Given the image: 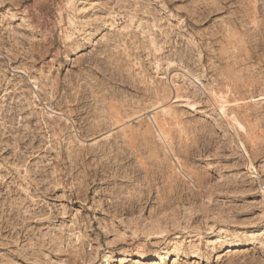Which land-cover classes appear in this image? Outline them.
Instances as JSON below:
<instances>
[{"label":"rangeland","instance_id":"1","mask_svg":"<svg viewBox=\"0 0 264 264\" xmlns=\"http://www.w3.org/2000/svg\"><path fill=\"white\" fill-rule=\"evenodd\" d=\"M0 264H264V0H0Z\"/></svg>","mask_w":264,"mask_h":264}]
</instances>
